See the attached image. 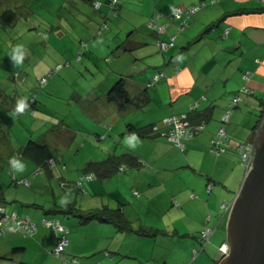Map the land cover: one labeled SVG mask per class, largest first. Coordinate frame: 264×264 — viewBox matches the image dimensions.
Returning a JSON list of instances; mask_svg holds the SVG:
<instances>
[{
	"label": "crops",
	"instance_id": "crops-1",
	"mask_svg": "<svg viewBox=\"0 0 264 264\" xmlns=\"http://www.w3.org/2000/svg\"><path fill=\"white\" fill-rule=\"evenodd\" d=\"M92 1L100 2V9L96 10ZM201 2L206 5L185 18L187 25L177 30L179 20L169 19L168 12L174 7ZM88 4L99 18L95 28L84 24L76 31L80 24L71 22L69 40L62 30H56L52 37V41L61 39L67 43V66L60 75L53 74L45 85H40V78L60 62H37L32 68L33 77H10L14 82L20 78L26 83L25 89L17 84L11 91L0 88L3 203L7 210L35 222L42 218L58 219L68 228L65 254L83 264H193L197 254L205 250L212 257L208 263L217 264L221 259L218 248L227 243L229 205L244 182L237 145L254 139L257 123L264 115V3L121 0L114 15L109 13L107 0H90ZM153 12L157 13L158 23L167 25L163 38L175 35L174 44L163 52L159 51L156 34L148 28ZM104 21L109 29H119L100 32L98 28ZM46 37L52 42L50 34ZM99 55H104L103 61ZM157 71L165 75L154 87L147 88V82ZM118 80L124 91L109 96L110 88ZM243 87H248V91H240ZM36 90L34 110L25 107L19 111V100L26 101ZM236 95L240 100L230 107L225 124V150L217 153L210 148L211 142L216 138L222 114ZM195 101L198 106L188 112V104ZM184 111L191 113L193 122L200 116L204 124L181 150L160 133L165 129L161 124L164 117ZM156 124L159 128L153 132L151 126ZM30 126L36 133L33 140L48 144L54 164L44 171L46 175H38L46 181L55 178L66 193L56 198L51 189L53 199L49 205L23 196L8 204L6 190L3 193L1 173L9 170L12 157L22 159L25 168L15 173L10 170V182L30 186L26 176L31 175L35 178L31 186L38 185L39 176L31 167L35 163L23 152L26 142L17 146L13 142V138L29 132ZM138 129L145 135L138 134ZM133 132L138 136L135 148L124 143ZM30 134L28 138H33ZM57 141L62 149L75 147L77 153L82 148H99L100 152L87 155L81 167L70 169L64 163V155L53 151ZM103 147L112 152L103 153ZM110 154L120 160L126 154L131 159L122 160L123 169L85 180L77 190L75 181L83 168ZM18 204L40 211L19 209ZM67 204L83 213L104 206L118 209L123 217L122 227L99 217L83 220L66 210ZM205 227H210L212 234L201 249L200 232ZM143 229L150 233L142 234ZM17 234L10 233L0 244V264H59L51 253L58 241L51 229L38 226L31 238L20 239ZM145 245H150V249ZM14 246L23 250L13 252Z\"/></svg>",
	"mask_w": 264,
	"mask_h": 264
},
{
	"label": "rangeland",
	"instance_id": "rangeland-1",
	"mask_svg": "<svg viewBox=\"0 0 264 264\" xmlns=\"http://www.w3.org/2000/svg\"><path fill=\"white\" fill-rule=\"evenodd\" d=\"M90 0H0V88L7 89L6 91H11L12 88L17 84L20 87L25 89L26 83L23 81L15 82L10 79L13 74H20L21 77H33L32 68L35 66V63H50L55 60L54 63H62V67L58 69V71H54V74L60 75L62 68L66 67V61L64 58L67 57L66 51H68L67 43L62 41L61 39L53 40V36H56V30H62L68 36V40L71 38V33L73 30L71 29V22L79 23L76 31L85 24L88 27L95 28L97 23L99 22V18L96 16V11L92 9V7L88 4ZM121 1V0H120ZM127 19V18H124ZM114 29H119V27L108 28L105 30L106 32H114ZM105 33V32H104ZM46 34V35H45ZM47 34H50V38L52 42L47 41ZM23 45L25 50L24 60L20 64L14 63L9 57L11 51L17 46ZM77 50V48H76ZM62 53V54H61ZM75 53V52H74ZM73 55H76L74 54ZM72 55V59L75 56ZM101 61L104 59V55L100 56ZM83 62V61H82ZM58 64H55L54 68ZM23 73V74H22ZM45 76V75H44ZM54 76V75H52ZM62 76H60L61 78ZM50 78V77H49ZM48 78V79H49ZM62 79V78H61ZM60 79H56V82H59ZM59 86V85H58ZM62 93V88L59 90ZM38 94V90H36ZM34 109H32L33 111ZM28 114L30 111L25 110ZM31 116V115H30ZM25 116H22V120H25ZM16 120V118H14ZM30 122V121H26ZM34 128L29 127V132L33 137L36 133L32 132ZM18 130V127L15 128ZM29 132H23L22 136L18 139L13 138V142L15 146L19 145V143H25L28 139ZM11 139L12 136L10 135ZM107 148L101 150L103 153L108 154L111 150L107 151ZM114 149V146L111 148ZM53 151L55 153L64 155V163H68L73 169L74 166L81 167L84 158L91 153H99V148L93 149H85L82 148L79 153H77L76 148L74 149H62L60 146V142L57 141L53 146ZM112 152V151H111ZM104 154V155H105ZM88 156V157H89ZM31 164V163H29ZM31 167L34 168L35 165L31 164ZM6 169V172H2V180L3 181V193L5 192V200L8 204H12L13 200L16 197H26V199H35L36 203H46L49 205L53 199L52 190H54L56 198L61 197V195L66 194L63 193L64 190L59 186V183L55 180V178L47 180H41L42 176L46 175V172L40 173L37 178V184L31 186L33 180L31 175L26 176L30 181V186L22 185H14L10 182L11 175L10 170L13 173L16 171L11 169ZM65 169V167H63ZM8 170V172H7ZM63 173V172H62ZM77 180V179H76ZM88 182V181H87ZM35 183V181H34ZM26 194V195H24ZM74 193L72 194V196ZM76 196H79L76 194ZM61 199V198H60ZM19 209H28L30 211L37 210V207H33L31 205L22 206L18 204ZM19 215H23L20 214ZM63 215V214H60ZM62 217V216H61ZM64 219V217H62ZM66 219V218H65ZM39 222V221H38ZM37 222V223H38ZM10 233L5 234V237H0V244L7 238ZM17 236L21 239V235L17 234ZM17 245V244H13ZM145 248L150 249V245H145ZM200 248V247H199ZM220 248V247H219ZM65 251V250H64ZM214 252H212L213 255ZM207 254V255H205ZM198 255V256H197ZM195 254L197 259L193 264H209L208 261L212 262V257L210 258L208 255H211L208 251H202L200 254Z\"/></svg>",
	"mask_w": 264,
	"mask_h": 264
},
{
	"label": "built area",
	"instance_id": "built-area-1",
	"mask_svg": "<svg viewBox=\"0 0 264 264\" xmlns=\"http://www.w3.org/2000/svg\"><path fill=\"white\" fill-rule=\"evenodd\" d=\"M118 0H111L112 4H116ZM214 1V0H212ZM264 3V0H262ZM95 7L99 6V2L94 1L93 2ZM206 5L205 2H201L196 5H190L188 7H175L168 13L169 19H175L179 20V25L177 30H182L186 25L187 22L185 21V18L192 15L194 12L199 10L200 8L204 7ZM157 15L152 17L149 22V26L154 28L158 33H165L166 31V24H158L156 22ZM175 35H170L168 40L159 39L158 44L161 50L165 51L170 46L174 44ZM62 67V64H58L51 72L58 70ZM164 72L159 71L156 72L151 76L152 83L159 79L160 76H163ZM47 79V75L42 76L39 80L40 83L45 82ZM240 91H248V87H243L240 89ZM238 100H240V96L236 95L232 98L231 102L229 103V107L224 111V113L221 116L220 119V126L217 130L216 138H214L211 142V149L215 152H223L225 148L222 146V143L227 138V131L225 124L229 120V114H230V107H233L237 104ZM30 101L32 102L33 99L30 98ZM198 106V102H192L188 104V112L195 109ZM188 112H179V113H173L167 117H164L162 120V126L165 128L160 134L165 136L169 141H171L175 146L180 148L181 150L185 147V141L189 138H193L194 135L200 131L203 127V121H200L198 123H195L192 125L188 120ZM264 120V115L262 120L257 125L258 127L255 128V137L252 141L247 143H239L237 145V150L240 154V161L241 165L244 168V179L247 175L248 170L253 167L252 161L255 154L256 149V136L258 135L259 129L262 125V122ZM159 128V125H152L151 130L153 132H156V130ZM53 162V161H51ZM124 166L121 165L119 169H123ZM94 177L93 173H86L83 176H80L79 180L76 181V184H80L83 179L88 180ZM22 182L25 184H29L28 180L22 179ZM230 206V205H229ZM0 233H3L7 229L12 228H19L24 233L31 235L32 232L36 229L37 223L35 221L30 220L29 217H17L16 213L12 212V214L4 213L2 207H0ZM3 215V216H2ZM40 224L51 229L54 234L57 236V244L55 248L52 250V254L56 256V258L59 260V264H83L79 259L72 256H66L64 253L65 246L68 244V228L63 225L58 219L55 218H42L40 220ZM212 234V230L210 227H205L200 232V244L201 249L205 246V244L208 242L210 236ZM219 251L221 253L222 257H225L229 254V247L227 244H222L219 246ZM194 254H197V250H194ZM95 264H100L95 263Z\"/></svg>",
	"mask_w": 264,
	"mask_h": 264
},
{
	"label": "water",
	"instance_id": "water-1",
	"mask_svg": "<svg viewBox=\"0 0 264 264\" xmlns=\"http://www.w3.org/2000/svg\"><path fill=\"white\" fill-rule=\"evenodd\" d=\"M227 220L229 254L217 264H264V120L255 154Z\"/></svg>",
	"mask_w": 264,
	"mask_h": 264
},
{
	"label": "trees",
	"instance_id": "trees-1",
	"mask_svg": "<svg viewBox=\"0 0 264 264\" xmlns=\"http://www.w3.org/2000/svg\"><path fill=\"white\" fill-rule=\"evenodd\" d=\"M93 2L94 1H92V4H93ZM98 2V1H97ZM119 3H120V0H118L117 1V3L116 4H112V2H111V0H107V4L109 5V13L110 14H116V12H117V10H118V6H119ZM93 6H94V4H93ZM100 6H101V3L99 2V6L98 7H95L94 6V8L97 10V9H100ZM188 7V6H187ZM175 8V7H174ZM185 8V7H184ZM173 9V8H172ZM171 9V10H172ZM170 12V11H169ZM168 12V13H169ZM157 15V13L156 12H153V14H151V16H150V18H149V21H148V28L150 29V30H152V32L154 33V34H156V36H157V43H158V40L159 39H163V40H168V38H169V36L167 37V38H163V34H161V33H158L154 28H152V27H150L149 26V22H150V19L152 18V17H154V16H156ZM156 22L158 23V21L156 20ZM158 24H160V23H158ZM109 24H108V22L107 21H104L103 23H102V25L101 26H99V28H98V30L100 31V32H103V31H105L107 28L109 29ZM86 45V44H85ZM158 47H159V44H158ZM159 49H160V47H159ZM160 52H163V50H159ZM59 64H62V63H59ZM63 65V64H62ZM56 71H58V70H56ZM54 72V71H53ZM53 72H51V71H49L46 75H47V79H46V81L45 82H43V83H40L39 82V84L40 85H45L46 84V82H47V80H48V78L50 77V76H52L54 73ZM157 72H159V71H157ZM156 72H154V74H155ZM17 74V73H16ZM16 74H13V76H12V79L14 78V79H16L17 78V76H18V74H17V76H16ZM164 75H165V73H164ZM163 75V76H164ZM163 76H160L159 77V79L161 78V77H163ZM22 79H23V77H21ZM20 79V78H19ZM158 79V80H159ZM157 80V81H158ZM157 81H155L153 84H151L153 81H152V79H151V77H150V79H149V81L147 82V84H146V86H147V88H150V87H154V85H155V83L157 82ZM41 86V87H42ZM124 91V87H123V83L121 82V80H118L111 88H110V90H109V92H108V94H109V96H111L112 94H118V93H121V92H123ZM36 94H37V92L36 91H34V92H32V93H30V95L27 97V99H26V104H27V108L32 112V109H34V107H35V105H36V102H37V100H36ZM30 98H32L33 99V101L31 102L30 101ZM194 110V109H193ZM188 120H189V122L192 124V125H194L195 123H198V122H200V120L201 121H203L202 120V118L200 117V116H198L197 115V120H194V122L191 120L192 119V116H191V113H188ZM196 117V116H195ZM194 123V124H193ZM259 124V121H258V123H257V125ZM157 125V124H156ZM131 128H133L132 126H131ZM138 131V134L140 133L141 135H145L144 133H141V132H139V129L137 130ZM23 152H24V154L25 155H27L30 159H32L33 161H34V163H35V165H36V170H35V174H39V173H42V172H44V171H49V169H51L50 168V165L51 166H53L54 164L51 162L52 160H53V158H52V154H51V151H50V149H49V146H48V144L47 143H40V142H38V141H35V140H33V139H28L27 141H26V143L24 144V147H23ZM125 156H124V159H128V160H130L131 158H126V154H124ZM124 159H118L116 156H114L113 154H110V155H108L105 159H103V160H101V161H97V162H92V163H88L87 164V166H85L84 168H83V171H82V173H81V175L80 176H83L84 174H86V173H93L94 174V177L95 176H98V177H105V176H109L110 175V173H112V172H114L115 170H117L121 165H120V163H122V160L124 161ZM8 166H10V165H8ZM4 169L5 167H4V165H2V166H0V170L1 169ZM7 169V168H6ZM12 180H13V178H12ZM89 180V179H88ZM77 181V180H76ZM76 181H75V183H76ZM85 180L83 179V181L82 182H84ZM13 183H14V181H12ZM82 182L80 183V184H76L77 186V190H80V186H81V184H82ZM3 197H2V195L0 194V207H2V209H3V211H4V213H8V214H12V212H14V213H16L15 211H9V210H7L6 209V207H5V205H4V203H3ZM68 206H67V208H66V210H68V211H71V213H73V214H75V215H77L78 217H81V219H83V220H86V219H88V218H90V217H99V218H103V219H105V220H111V221H113V222H115L120 228L122 227V220H123V217H122V215H120V214H118V209H115V210H113V209H111V208H109V207H106V206H104V207H101V208H97V209H95V210H93V211H89V212H87V213H83V212H80V210L77 208V207H74V205L73 204H67ZM73 209H74V212H72L73 211ZM16 215H17V217H26V216H21V215H19L18 213H16ZM3 216V215H2ZM0 217H1V214H0ZM31 220V219H30ZM33 221V220H32ZM37 223V222H36ZM38 225H37V227L38 226H43V225H41L40 224V221L37 223ZM36 227V228H37ZM43 227H45V226H43ZM47 228V227H46ZM36 230V229H35ZM34 230V231H35ZM34 231L32 232V234L31 235H28V234H26V233H24L22 230H20L19 228H12V229H7V230H5L3 233H0V237H5V234H7V233H18L19 235H21V236H23L24 238H31V237H33V235H34ZM141 233L142 234H148V233H150V232H148L147 230H141ZM67 246V245H66ZM65 246V247H66ZM11 250L14 252V251H17V250H23V247H20V246H14V247H12L11 248ZM64 253H65V251H64ZM67 256V255H66Z\"/></svg>",
	"mask_w": 264,
	"mask_h": 264
},
{
	"label": "clouds",
	"instance_id": "clouds-1",
	"mask_svg": "<svg viewBox=\"0 0 264 264\" xmlns=\"http://www.w3.org/2000/svg\"><path fill=\"white\" fill-rule=\"evenodd\" d=\"M24 56H25V50H24L23 45H17L11 51V53L9 55L11 60L16 64L22 63L24 60ZM16 76H17V74H16ZM25 107H27L26 101L24 99H20L18 104H17L18 110L22 112L25 109ZM137 142H138V136L134 132L129 134L124 140V143L127 144L129 147H132V148H135ZM9 163H10L12 169L17 171V172H22L25 168V164H24L23 160L20 158H17V157L10 158ZM221 258H223V257L221 256Z\"/></svg>",
	"mask_w": 264,
	"mask_h": 264
}]
</instances>
